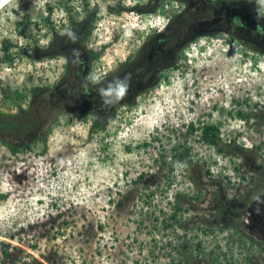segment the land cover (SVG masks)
I'll return each instance as SVG.
<instances>
[{
    "label": "rangeland",
    "instance_id": "1",
    "mask_svg": "<svg viewBox=\"0 0 264 264\" xmlns=\"http://www.w3.org/2000/svg\"><path fill=\"white\" fill-rule=\"evenodd\" d=\"M59 2L0 0V111L43 109L56 87L75 92L51 102L45 144L43 132L23 152L0 142V264H264V0H66L70 14ZM169 24L173 47L159 42ZM67 28L92 29V65L80 54L68 68L47 52ZM143 57L151 65L131 106L100 102ZM93 93L97 105L83 96ZM205 125L235 152L203 142ZM177 148L185 165H171Z\"/></svg>",
    "mask_w": 264,
    "mask_h": 264
},
{
    "label": "trees",
    "instance_id": "2",
    "mask_svg": "<svg viewBox=\"0 0 264 264\" xmlns=\"http://www.w3.org/2000/svg\"><path fill=\"white\" fill-rule=\"evenodd\" d=\"M87 1V0H84ZM211 2L214 3L215 0H210ZM232 1V0H231ZM61 8L63 10H65L68 14L71 13V9L70 7L67 6L66 0H60L59 2ZM86 7H88V3L85 5ZM94 15V19H96V15L97 13H93ZM70 18V23L73 27H77V21L76 19H74L72 16L69 17ZM190 18V17H188ZM47 22L51 24L50 19L47 18L46 19ZM235 24H236V30H247L248 27L245 26L244 22L242 23L240 21V19L238 17H234L233 18ZM170 22V21H169ZM83 26V23L80 24V28ZM27 28V27H26ZM172 28V24H169L168 26H166V31L167 34H164L159 42L166 46H170L173 47L177 44V42L179 41L177 39V42H174L176 40V36L174 37V35L170 34V32ZM76 35L78 36V40L72 43V46H74V49H70V46L67 45L66 42L67 40V36L63 37L60 34L56 33L53 35L52 37V43L50 44V47L47 49V52L51 55V56H63L67 58V67L68 68H72L77 66V60H79V55L81 54V58L80 62L81 63H85V65L89 64L92 65L97 59H99L100 54L99 52H91V51H87L86 50V44L88 43V40L92 34V29L89 30L88 32L84 33V35L79 34L78 32H75ZM21 34L23 36H26V29L23 28L21 30ZM64 39V40H63ZM58 42H63L61 43L60 46H58ZM183 41H181L182 43ZM242 44L245 46H248L247 43H245L242 40ZM180 42L178 44H181ZM66 44V45H65ZM70 44V43H69ZM65 45V46H64ZM13 45H11L9 38H7L3 44L2 50L4 52V55L6 57V61L8 63H12L14 60V56L10 53V50L12 48ZM249 47V46H248ZM251 48V47H249ZM79 49V54L78 55H74V50ZM160 52L165 51V49H160ZM158 51V53H159ZM42 58V57H41ZM140 61H142L141 63H139V65L136 66V68L134 67L132 70V75L130 76V80H129V88H128V92L125 95V97L117 102L116 101V97L112 96L107 98V101L105 102V99L102 97V99H100V102H104L105 104H111L114 107H116L117 105H120V103H125V105L127 106H131L130 102L128 101V98L132 95H134L137 89H138V85L137 82L139 80H141L144 76L143 73L147 71V68L145 69V67L149 64L151 65L150 61L147 60V57H143ZM87 63V64H86ZM78 66L80 67L81 65L79 63H77ZM84 65V66H85ZM66 67V69L68 70V68ZM178 68L177 66L174 67V69ZM71 70V69H69ZM138 72H141L138 73ZM81 75H83V72H77L75 71V74L73 75V77H80ZM129 76V75H127ZM125 77V76H124ZM74 91H67L66 89L63 88H59L56 87L54 89L51 90L50 93V101L46 102L43 106V109H40L39 106L35 107V109H27L25 111H21L18 115H12V114H5L3 112L0 111V142L4 143L10 150L12 153H18V152H23L26 151L28 149L31 148L30 144L27 143L28 140H30L32 138V135L39 133V132H43V143L45 144L47 142L46 136H47V130L53 125V122L51 123V118L54 114H56L58 111V107H55L53 105H51V102H57L60 104H65V98H70L74 95ZM86 93V92H85ZM95 93H93V95H89V97L86 94H83V96H86V98H88L89 101H91L90 103L92 104H99V100L98 97H95ZM20 96V93L18 92V95H16V98L12 100V103L18 107V108H22L21 104L16 101V99ZM7 97V96H6ZM76 98L79 97V93L77 92L75 95ZM48 99V100H49ZM119 103V104H118ZM70 108V106H69ZM68 110V109H67ZM71 111V108L70 110ZM117 112V110H115L113 113H111V117L107 118L105 116H101L98 115L97 118H94L92 120V124H91V128H90V134H94V133H99L100 131H103L105 129V126L107 122H110L114 119L115 113ZM43 130V131H42ZM198 130L195 129V127L193 125L190 126L188 132L190 133H195ZM201 131V140H203V142L212 145L216 148L217 152L220 154H224V153H228V154H232L233 152H235L232 149V146H227L228 151H225V146L222 144V140H221V135H220V129L218 126L215 125H205L203 128L200 129ZM45 134V136H44ZM4 138L7 139H15L16 141H20V144H12L7 142ZM9 140V141H10ZM23 145L24 147L20 148L19 145ZM179 148L175 149L176 153H174L173 155V160L171 162V165L176 164L177 166H182L185 165L187 163L185 156L183 154H181L179 151H177ZM189 152V151H187ZM186 152V153H187ZM6 196L0 194V201L5 200ZM176 215L177 212L175 211L174 214L172 215L174 217V219H176ZM5 243H1V245H4ZM200 247V246H199ZM6 257L9 258V255L6 253ZM213 262V260H212Z\"/></svg>",
    "mask_w": 264,
    "mask_h": 264
},
{
    "label": "clouds",
    "instance_id": "3",
    "mask_svg": "<svg viewBox=\"0 0 264 264\" xmlns=\"http://www.w3.org/2000/svg\"><path fill=\"white\" fill-rule=\"evenodd\" d=\"M61 35H67L70 41L75 43L78 40V36L76 33H74L70 28H67L64 30V32L61 33ZM79 54V49L74 50V55ZM61 60H63L65 63H67V58L66 57H61ZM90 80L92 83H97L98 78L95 75H92L90 77ZM129 80H130V75L126 76L124 79L116 78L113 80L112 83H109L107 89H100L99 93L101 97L105 99V102L107 101V98L115 96L116 101L119 102L121 101L125 95L128 92L129 88Z\"/></svg>",
    "mask_w": 264,
    "mask_h": 264
}]
</instances>
